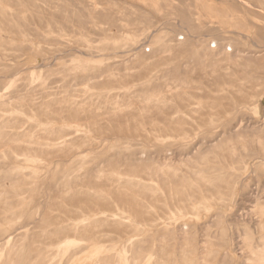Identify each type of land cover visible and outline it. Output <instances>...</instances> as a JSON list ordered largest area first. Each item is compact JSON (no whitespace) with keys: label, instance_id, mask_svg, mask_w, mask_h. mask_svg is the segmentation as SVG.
<instances>
[{"label":"rangeland","instance_id":"rangeland-1","mask_svg":"<svg viewBox=\"0 0 264 264\" xmlns=\"http://www.w3.org/2000/svg\"><path fill=\"white\" fill-rule=\"evenodd\" d=\"M0 264H264V0H0Z\"/></svg>","mask_w":264,"mask_h":264}]
</instances>
